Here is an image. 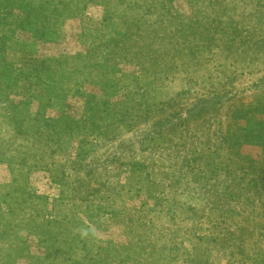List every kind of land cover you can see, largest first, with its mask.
Listing matches in <instances>:
<instances>
[{
    "label": "rangeland",
    "instance_id": "1",
    "mask_svg": "<svg viewBox=\"0 0 264 264\" xmlns=\"http://www.w3.org/2000/svg\"><path fill=\"white\" fill-rule=\"evenodd\" d=\"M262 76L264 0H0V264H264Z\"/></svg>",
    "mask_w": 264,
    "mask_h": 264
},
{
    "label": "trees",
    "instance_id": "2",
    "mask_svg": "<svg viewBox=\"0 0 264 264\" xmlns=\"http://www.w3.org/2000/svg\"><path fill=\"white\" fill-rule=\"evenodd\" d=\"M261 79L264 80V76H262ZM13 258L17 261V257H13ZM41 260H43V259H41V258H37V261H38V262L41 261Z\"/></svg>",
    "mask_w": 264,
    "mask_h": 264
}]
</instances>
